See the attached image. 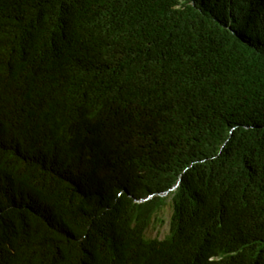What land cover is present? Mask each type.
Listing matches in <instances>:
<instances>
[{
    "label": "trees",
    "instance_id": "1",
    "mask_svg": "<svg viewBox=\"0 0 264 264\" xmlns=\"http://www.w3.org/2000/svg\"><path fill=\"white\" fill-rule=\"evenodd\" d=\"M0 264H264V0H0Z\"/></svg>",
    "mask_w": 264,
    "mask_h": 264
},
{
    "label": "rangeland",
    "instance_id": "2",
    "mask_svg": "<svg viewBox=\"0 0 264 264\" xmlns=\"http://www.w3.org/2000/svg\"><path fill=\"white\" fill-rule=\"evenodd\" d=\"M163 215V222L162 223H157V224H153L149 231H148V235L150 237H156V238H160V239H164L167 235H168V231H169V224H170V217H171V212L170 210H166L162 213Z\"/></svg>",
    "mask_w": 264,
    "mask_h": 264
},
{
    "label": "clouds",
    "instance_id": "3",
    "mask_svg": "<svg viewBox=\"0 0 264 264\" xmlns=\"http://www.w3.org/2000/svg\"><path fill=\"white\" fill-rule=\"evenodd\" d=\"M178 186H179V185H178ZM178 186H176L175 189H176ZM175 189H173V190H175ZM153 197H154V196H150L148 199L143 200V202L149 201V199H152Z\"/></svg>",
    "mask_w": 264,
    "mask_h": 264
}]
</instances>
